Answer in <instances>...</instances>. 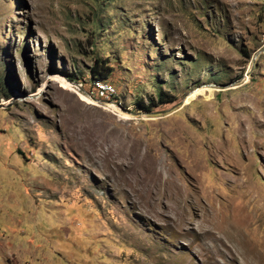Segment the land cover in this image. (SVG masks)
Instances as JSON below:
<instances>
[{"label":"rangeland","instance_id":"374dc122","mask_svg":"<svg viewBox=\"0 0 264 264\" xmlns=\"http://www.w3.org/2000/svg\"><path fill=\"white\" fill-rule=\"evenodd\" d=\"M0 264H264V0H0Z\"/></svg>","mask_w":264,"mask_h":264},{"label":"trees","instance_id":"16d2710c","mask_svg":"<svg viewBox=\"0 0 264 264\" xmlns=\"http://www.w3.org/2000/svg\"><path fill=\"white\" fill-rule=\"evenodd\" d=\"M104 66L103 61H98L91 70L93 78L101 77L100 79H108L112 73V68ZM96 80V79H95ZM98 80V79H97ZM69 81L74 82L72 78H69ZM9 99V96L6 95ZM150 112V110H148Z\"/></svg>","mask_w":264,"mask_h":264},{"label":"built area","instance_id":"2783aa9c","mask_svg":"<svg viewBox=\"0 0 264 264\" xmlns=\"http://www.w3.org/2000/svg\"><path fill=\"white\" fill-rule=\"evenodd\" d=\"M99 85H102V86H100V89L102 90L101 92H102V95H104L106 92V94H113V89L110 87V86H108V85H103V83H101V84H99Z\"/></svg>","mask_w":264,"mask_h":264}]
</instances>
